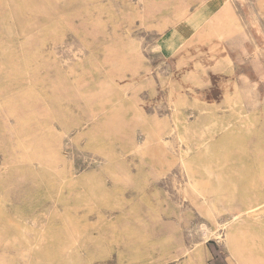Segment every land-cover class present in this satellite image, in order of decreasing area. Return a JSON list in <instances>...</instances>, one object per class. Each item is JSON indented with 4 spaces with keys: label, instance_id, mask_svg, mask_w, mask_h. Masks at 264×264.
Instances as JSON below:
<instances>
[{
    "label": "rangeland",
    "instance_id": "rangeland-1",
    "mask_svg": "<svg viewBox=\"0 0 264 264\" xmlns=\"http://www.w3.org/2000/svg\"><path fill=\"white\" fill-rule=\"evenodd\" d=\"M205 1L0 0V264H264V0L162 54Z\"/></svg>",
    "mask_w": 264,
    "mask_h": 264
},
{
    "label": "crops",
    "instance_id": "crops-1",
    "mask_svg": "<svg viewBox=\"0 0 264 264\" xmlns=\"http://www.w3.org/2000/svg\"><path fill=\"white\" fill-rule=\"evenodd\" d=\"M217 1L215 0H208L205 1L203 4L198 6L196 9H194L192 12H190L189 15L184 17L183 19L178 20L174 25L171 27H168L165 29L164 33L159 37V40L162 43L161 53L166 56H171L176 53V51L182 46V44L188 39V37L194 33L201 25L206 23L207 19L210 15L214 12V10L217 7ZM214 5V7H212ZM213 8V9H212ZM207 9H211V11H207ZM208 13V14H207ZM195 18H200L199 21L195 20ZM190 24L193 25L185 35L181 37L183 39L180 43L176 41V35L179 33L182 27L190 26ZM174 31V34H173ZM172 32V35L170 33ZM177 33V34H176ZM174 40L172 41L171 38ZM178 37V35H177ZM164 40V41H163ZM164 42V43H163Z\"/></svg>",
    "mask_w": 264,
    "mask_h": 264
}]
</instances>
